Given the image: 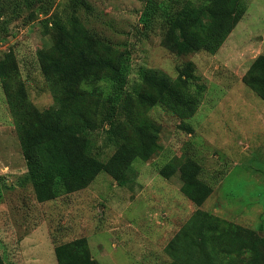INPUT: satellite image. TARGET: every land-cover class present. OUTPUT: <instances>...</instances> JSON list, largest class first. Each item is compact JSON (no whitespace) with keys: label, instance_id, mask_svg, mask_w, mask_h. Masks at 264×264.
Masks as SVG:
<instances>
[{"label":"rangeland","instance_id":"rangeland-1","mask_svg":"<svg viewBox=\"0 0 264 264\" xmlns=\"http://www.w3.org/2000/svg\"><path fill=\"white\" fill-rule=\"evenodd\" d=\"M87 1L93 7L88 25L127 58L122 97L141 92L149 68L164 71L172 83L155 106L134 103L138 120L128 122L121 112L114 116L120 128L112 130L101 120L90 132V153L104 161L105 169L89 186L40 201L0 75V252L5 263L59 264L55 248L85 238L96 264H172L165 247L197 209L218 216L223 226L233 222L264 236V99L244 80L264 54V0H238L244 14L216 52L183 56L162 43L165 19L173 12L199 17L214 0ZM72 14L71 0H0V60L14 52V91L24 84L27 98L40 110L53 104L40 64L53 40L45 20L65 22ZM184 67L189 72L182 85L178 78ZM86 86L100 93L103 119L110 104L105 99L117 93L113 82ZM153 124L157 150L150 159L137 156L128 165H114L120 144L139 141ZM187 159L201 166L199 177L212 191L202 205L181 191L179 168ZM168 164L177 171L166 178L161 169Z\"/></svg>","mask_w":264,"mask_h":264},{"label":"trees","instance_id":"trees-1","mask_svg":"<svg viewBox=\"0 0 264 264\" xmlns=\"http://www.w3.org/2000/svg\"><path fill=\"white\" fill-rule=\"evenodd\" d=\"M73 14L65 22L54 18L46 25L52 34V44L40 56L41 70L53 95L50 108L40 110L29 101L24 84L14 91L17 62L13 51L0 60V75L8 97L10 110L28 167V176L40 201L55 199L89 186L105 169V163L90 153L89 135L101 120L116 126L114 116L138 120L132 110L134 103L153 107L167 91L172 79L164 71L149 68L143 76L141 92H122L127 83L129 66L124 52L113 41L92 29L87 22L93 7L87 0H71ZM245 6L238 0H214V4L199 17L171 13L163 45L183 56L200 50L216 52L243 16ZM84 14V15H83ZM178 82L185 85L184 67ZM191 75H189L190 77ZM195 76V75H193ZM112 81L116 94L107 97L110 103L103 117L102 97L95 89L101 80ZM264 99V54L254 61L244 77ZM121 108V109H120ZM145 124V123H143ZM147 136L139 141L124 140L111 161L128 165L140 156L150 159L157 150V124L148 125ZM117 130V129H116ZM119 134L121 131L117 130ZM117 132L114 133L117 135ZM201 166L187 159L179 168L181 191L197 205H202L211 188L200 177ZM177 168L168 164L161 174L168 178ZM85 238L76 239L55 248L59 264H96ZM172 264H264V236L255 229L233 222L223 226L218 216L197 209L165 247ZM0 264H6L0 252Z\"/></svg>","mask_w":264,"mask_h":264},{"label":"water","instance_id":"water-1","mask_svg":"<svg viewBox=\"0 0 264 264\" xmlns=\"http://www.w3.org/2000/svg\"><path fill=\"white\" fill-rule=\"evenodd\" d=\"M262 235V233H260Z\"/></svg>","mask_w":264,"mask_h":264}]
</instances>
